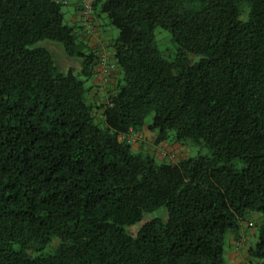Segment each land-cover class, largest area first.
Returning a JSON list of instances; mask_svg holds the SVG:
<instances>
[{"label": "trees", "instance_id": "16d2710c", "mask_svg": "<svg viewBox=\"0 0 264 264\" xmlns=\"http://www.w3.org/2000/svg\"><path fill=\"white\" fill-rule=\"evenodd\" d=\"M63 3L0 0V264H224L227 234L264 215V0H94L117 28L105 74L119 69L99 103L86 82L100 55ZM42 39L78 67L61 71ZM151 113L155 145L173 132L207 152H133ZM161 205L166 219L125 231ZM250 252L264 260V221Z\"/></svg>", "mask_w": 264, "mask_h": 264}, {"label": "rangeland", "instance_id": "374dc122", "mask_svg": "<svg viewBox=\"0 0 264 264\" xmlns=\"http://www.w3.org/2000/svg\"><path fill=\"white\" fill-rule=\"evenodd\" d=\"M75 0H65V3L62 4L61 10L64 13V21L68 24L77 25L78 14L75 10ZM80 11V10H79ZM81 14V13H80ZM98 20L94 21V25L99 29H104L106 32L105 38L108 43L112 44L113 40L117 35V28L112 26L109 22L105 14H101ZM77 31L79 28L76 27ZM156 43L163 53V55L169 59L173 58L176 51V45L172 41L171 32L167 29L157 27L154 30ZM36 47L46 48L53 55L55 64L61 71H67L69 67H78V60L75 57H69L64 52L63 46L60 42L50 40V39H42L34 44ZM111 47V46H110ZM191 62L198 60L199 56L194 54H188ZM110 61L113 63L112 57ZM119 72V69H115ZM96 73L87 80L86 85H92L91 89L87 93L88 96L93 100H100V91L102 86L100 82L96 80ZM120 75V74H119ZM88 98V100L90 99ZM91 101V100H89ZM96 120L100 119L99 112L95 110ZM152 113L149 114L144 121L143 129H145L152 136L155 135V131H150L147 128V125L151 122ZM130 139V146L133 152H142L149 154L154 158L156 162H168V163H176L178 160L190 156H197L199 154H204L207 152L206 147H201L198 144L194 143L191 139H186L183 141H177L174 138V133L170 132L168 138L162 142L158 146H153V142L149 141V143L145 142L143 145L137 140L134 136H128ZM167 212L165 206L161 205L157 209L149 212H145L143 217L131 224L126 226L124 229L130 235H136L141 226L154 218L166 219ZM264 221V215L259 211H251L248 212L245 220L241 222V226L246 228V231H250L248 233H243L242 231L238 232L240 236L237 234V244L241 246V249L238 251L233 246V244L229 243L230 234L228 233L225 239L224 244V264H264V260L258 257H255L251 252L250 248L254 246L258 234L260 232V226ZM241 229V228H240ZM245 234V236H243ZM59 243V239L53 237L44 249L37 251L36 254H47L53 250L56 244ZM232 245V246H231ZM237 245V246H238ZM33 254L32 252H29Z\"/></svg>", "mask_w": 264, "mask_h": 264}, {"label": "crops", "instance_id": "0c3cea01", "mask_svg": "<svg viewBox=\"0 0 264 264\" xmlns=\"http://www.w3.org/2000/svg\"><path fill=\"white\" fill-rule=\"evenodd\" d=\"M75 3H76L75 4V10H76V12L78 14V18H76V19H77V22H78L77 25L79 26V35H80V37L84 38L85 40H87L89 42L90 47L95 51L96 55H101V54L104 53L108 59L111 58L112 57V46H111L110 43L107 42V40L105 38V35H106L105 30L104 29H99V28H97V26L94 25V21L98 20V19L94 18V17H91V23H92L93 27L95 28V32L96 33H95V35H92V36L87 35L84 32L83 25L81 23V14H80V11H79L80 0H75ZM94 73H96V75H95L96 76V80L98 82H100V85L102 86L100 94L103 95V92L105 91V87L109 86V84L114 81V76L116 75L117 71L114 70L113 75L110 77V76H107L102 71H100V68L98 66H95L94 67ZM97 103H99L98 100H97ZM99 112H100L99 115L101 116V109H99ZM130 135L134 136L135 139L137 138V140L134 141V142L139 141L141 143V145H143L145 142L149 143V141H152V142L154 141V136H152L150 133H148L143 128H141L138 132L131 131L129 133V136ZM153 144H154V142H153ZM158 145L154 144L153 146H158ZM241 231L243 233H245V234L250 232V231L247 232L246 228H244L242 226H241L240 232ZM245 234L243 236H245ZM238 236H240V235H238ZM236 237H237V234L231 233L230 234V238H229V243L233 244L234 245L233 247L236 250L239 251L243 244L241 246H239L237 244V240H236L237 238Z\"/></svg>", "mask_w": 264, "mask_h": 264}, {"label": "built area", "instance_id": "2783aa9c", "mask_svg": "<svg viewBox=\"0 0 264 264\" xmlns=\"http://www.w3.org/2000/svg\"><path fill=\"white\" fill-rule=\"evenodd\" d=\"M94 0H82L81 1V21L83 25L84 32L89 35H95V28L91 23V12ZM100 69L106 73L111 67V64L108 62L106 55L103 53L100 55L99 59Z\"/></svg>", "mask_w": 264, "mask_h": 264}]
</instances>
